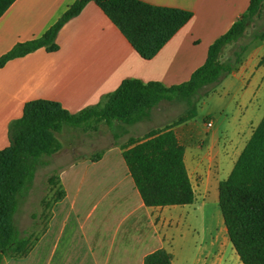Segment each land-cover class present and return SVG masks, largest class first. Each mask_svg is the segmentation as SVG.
Instances as JSON below:
<instances>
[{
    "label": "crops",
    "instance_id": "1",
    "mask_svg": "<svg viewBox=\"0 0 264 264\" xmlns=\"http://www.w3.org/2000/svg\"><path fill=\"white\" fill-rule=\"evenodd\" d=\"M73 1L14 0L0 16V56L18 42L41 36ZM143 1L192 12L151 59L142 58L101 8L89 1L61 26L55 51L41 47L0 67V149L9 145L11 124L22 116L28 101L54 100L76 113L102 106L125 78L159 81L165 86L188 80L204 63L209 45L249 5V0ZM228 46L220 54L221 61L227 58L223 56ZM207 97L217 100L220 114H225L226 105L229 108L220 135L209 134L213 126L209 117L204 130L193 118L174 126L184 146L195 194L192 203L146 206L121 146L112 144L100 157L85 154L63 170L65 194L54 202L37 241L26 256L8 257L1 264H142L144 256L157 248L171 254L172 264H210L201 251L193 262L186 259L182 244L192 240L194 229L190 208L216 188L218 201L219 181L227 177L264 114V38L251 42L241 61ZM120 135L114 133L116 139ZM103 169L112 173L111 178L91 191L81 206L89 177ZM61 203H67V211L57 215ZM74 225L79 237L73 245L68 235ZM237 260L231 264H242Z\"/></svg>",
    "mask_w": 264,
    "mask_h": 264
},
{
    "label": "trees",
    "instance_id": "2",
    "mask_svg": "<svg viewBox=\"0 0 264 264\" xmlns=\"http://www.w3.org/2000/svg\"><path fill=\"white\" fill-rule=\"evenodd\" d=\"M13 1L0 0V16ZM89 1L101 8L144 59L155 56L192 16L190 10L143 0H74L41 36L18 42L2 54L0 67L41 47L55 51L61 26ZM263 8L264 0H249L247 11L209 45L204 63L179 84L165 86L159 81L125 78L102 106L76 113L54 100L26 102L22 116L11 124L9 145L0 149V264L8 257L26 256L38 239L16 227L18 196L31 182L37 159L61 148L56 132L65 124L77 126L91 120L104 121L109 126L114 121L132 124L163 99L184 102L187 108L176 119L142 137H129L121 145V154L146 206L192 203L195 194L184 162V146L174 126L196 115L194 98L200 89L210 86L203 95L207 96L241 61L251 42L264 38V30L246 37V28ZM227 45L232 50L221 61L220 54ZM98 157L100 153L95 156ZM53 181L56 179L50 178ZM64 194V189H60L54 202ZM218 206L229 241L242 264H264V114L229 174L218 183ZM142 264H172L171 254L157 248L144 256Z\"/></svg>",
    "mask_w": 264,
    "mask_h": 264
},
{
    "label": "rangeland",
    "instance_id": "3",
    "mask_svg": "<svg viewBox=\"0 0 264 264\" xmlns=\"http://www.w3.org/2000/svg\"><path fill=\"white\" fill-rule=\"evenodd\" d=\"M263 30L264 8L260 16H256L249 23L246 28V37L249 38L255 32L261 33ZM231 50L232 46L229 45L223 57L226 58ZM209 87L206 86L200 89L194 98L197 110L193 119L204 130L205 120L208 117L211 118L213 126L209 134L213 132L216 135H220L223 121L226 118L225 114H229V108L226 105L225 114H220V104H218L217 100L203 96ZM186 108L187 105L184 102L174 99H163L155 104L146 115L140 116L132 124L119 121L113 122L117 124L109 126L104 121L94 120L77 126L65 124L61 131L56 132L61 148L50 155H42L37 159L31 182L26 186L22 194L18 196V206L14 214V221L19 232L36 236L47 225L51 216L54 197L60 189L65 187L61 180V173L70 164L81 160L85 154L96 155L112 144L121 146L127 142L129 137H139L151 129L161 128L176 119ZM115 132L121 133L117 139L114 136ZM203 134L205 135V133ZM111 176L112 173L109 174L103 169L89 177L87 186L83 188L81 194V206H84V202L89 197L90 192L104 186V182ZM50 178L56 179V181L50 182ZM216 199L217 188L214 191H210L207 199L204 201L199 200L190 208L193 214L191 223L194 228L191 236L192 240L182 244L188 262H193L200 251L205 254V257L209 258L210 264H231L233 259L237 260L235 259L237 254L227 236ZM66 211L67 203L58 205L57 215H64ZM76 226L72 227L71 233L69 232L68 235L73 245L77 237H79V229Z\"/></svg>",
    "mask_w": 264,
    "mask_h": 264
},
{
    "label": "built area",
    "instance_id": "4",
    "mask_svg": "<svg viewBox=\"0 0 264 264\" xmlns=\"http://www.w3.org/2000/svg\"><path fill=\"white\" fill-rule=\"evenodd\" d=\"M208 125H210V123L208 122Z\"/></svg>",
    "mask_w": 264,
    "mask_h": 264
}]
</instances>
